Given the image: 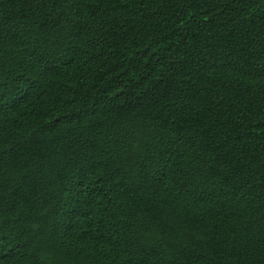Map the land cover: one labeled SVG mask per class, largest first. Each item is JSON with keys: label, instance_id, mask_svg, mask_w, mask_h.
<instances>
[{"label": "trees", "instance_id": "1", "mask_svg": "<svg viewBox=\"0 0 264 264\" xmlns=\"http://www.w3.org/2000/svg\"><path fill=\"white\" fill-rule=\"evenodd\" d=\"M0 264H264V0H0Z\"/></svg>", "mask_w": 264, "mask_h": 264}]
</instances>
